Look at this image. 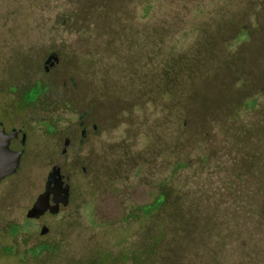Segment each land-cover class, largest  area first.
I'll use <instances>...</instances> for the list:
<instances>
[{
	"label": "rangeland",
	"instance_id": "rangeland-1",
	"mask_svg": "<svg viewBox=\"0 0 264 264\" xmlns=\"http://www.w3.org/2000/svg\"><path fill=\"white\" fill-rule=\"evenodd\" d=\"M26 36L36 66L62 53L52 116L99 98L103 127L47 238L17 188L39 192L45 151L0 184V264H241L263 226L264 0H0V40ZM17 52H0V73Z\"/></svg>",
	"mask_w": 264,
	"mask_h": 264
},
{
	"label": "flooded vegetation",
	"instance_id": "flooded-vegetation-1",
	"mask_svg": "<svg viewBox=\"0 0 264 264\" xmlns=\"http://www.w3.org/2000/svg\"><path fill=\"white\" fill-rule=\"evenodd\" d=\"M26 38L17 43L0 40L4 48V50L0 49V52H7L10 48L18 50L12 56L9 54L8 60L11 65L0 73V136H12L10 149L15 152L23 151L19 170L3 179L0 184L20 174L29 149L33 152L45 151L48 158L46 166L49 171L45 180L39 185V192L33 195L34 186H31L30 183L24 184L22 180L17 188L21 196L28 197L29 201H32L26 210L28 222L38 223L40 236L47 238L51 229L45 221L47 218L58 217L71 205L77 192L72 170L77 171L82 165L85 149L89 147L99 149L103 124L99 114V98L94 103L92 114L80 113L70 120L64 119L65 115L52 116L51 111L55 106L50 101L52 82L61 76L62 71L59 68L62 53L49 50L44 53L36 66L33 57L20 53L25 48H33L32 43L35 40H31L30 36H26ZM68 80L66 78L63 83L65 89L71 88ZM70 80L74 82L73 78ZM77 88L78 86L74 82V89ZM74 89L72 88V90ZM42 99L45 103L42 104V107L37 108V104ZM32 160L33 163L29 164L32 167L30 166L29 169L38 164L34 158ZM66 166H70V168L67 169ZM82 169L86 171L84 167ZM53 171L57 172V176L49 185L48 210L38 218H28L29 210L46 192L48 177ZM21 185H26V189L20 191ZM65 201L66 204H64Z\"/></svg>",
	"mask_w": 264,
	"mask_h": 264
},
{
	"label": "water",
	"instance_id": "water-1",
	"mask_svg": "<svg viewBox=\"0 0 264 264\" xmlns=\"http://www.w3.org/2000/svg\"><path fill=\"white\" fill-rule=\"evenodd\" d=\"M12 139V136H0V182L6 177L15 174L19 170L23 151L15 152L10 149ZM56 176L57 172L54 171L49 175L46 192L37 199L33 207L29 210L27 214L28 218H38L48 210V199L50 196L49 185ZM66 203L67 202L65 201L64 204Z\"/></svg>",
	"mask_w": 264,
	"mask_h": 264
},
{
	"label": "trees",
	"instance_id": "trees-1",
	"mask_svg": "<svg viewBox=\"0 0 264 264\" xmlns=\"http://www.w3.org/2000/svg\"><path fill=\"white\" fill-rule=\"evenodd\" d=\"M165 203V197L161 196L157 199V202L155 203L154 206H150L149 208H146L145 212L147 214H151V211L156 209V211L160 208V206ZM143 209H141L142 211ZM144 212V211H142ZM257 218L260 222H262L263 226L262 228H260V230H262L259 233V238L257 239L258 241V245L254 246L253 248L250 247V244L248 243V241H244L241 246V259H240V263L241 264H264V209H259V211H257ZM247 228L248 231H245L244 233V237L247 236H253L255 238V236H257V234L255 233L254 229H250L251 228V223H247ZM202 235V234H201ZM201 235H199L201 237ZM194 235H192V233H188L185 234L183 237H181L182 239L180 240V242H185L187 241V243H190L192 238ZM142 260L144 259V254L142 255ZM142 260L140 262L137 261V264H141Z\"/></svg>",
	"mask_w": 264,
	"mask_h": 264
}]
</instances>
